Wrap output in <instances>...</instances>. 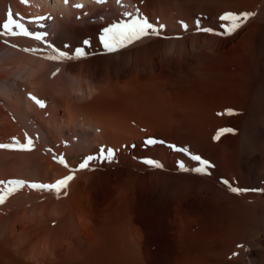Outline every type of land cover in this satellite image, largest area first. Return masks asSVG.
<instances>
[{"label":"bare ground","instance_id":"obj_1","mask_svg":"<svg viewBox=\"0 0 264 264\" xmlns=\"http://www.w3.org/2000/svg\"><path fill=\"white\" fill-rule=\"evenodd\" d=\"M9 13L44 39L4 35ZM228 13L253 15L230 35L196 31L223 33ZM138 17L164 27L108 52L104 29ZM25 134L31 151L0 149V194L26 182L0 204V264H264V0H0V144ZM101 148L114 161L59 196L27 186ZM192 155L206 174L179 169L200 167Z\"/></svg>","mask_w":264,"mask_h":264},{"label":"snow or ice","instance_id":"obj_2","mask_svg":"<svg viewBox=\"0 0 264 264\" xmlns=\"http://www.w3.org/2000/svg\"><path fill=\"white\" fill-rule=\"evenodd\" d=\"M23 2H26V0H23ZM94 3L102 4L105 2V0H93ZM119 3V0H117ZM65 4H68V0H64ZM76 8H82V4H76L74 5ZM125 15H130L129 13H125ZM252 13H244L241 15L228 13L225 15H222L220 17V20L229 22L230 26H226L223 33L214 32L213 29L207 28V27H201L200 21H196V31L198 32H205L210 33L213 35H230L232 32H234L236 29H238L241 26V22L247 20ZM46 17L39 16L35 17L32 20H30V23H38L40 20H44ZM41 27L43 25H40ZM163 25L159 26V29H157L153 24L149 23L148 20L144 17H138L133 18L130 22L127 23H120V24H113L111 27H108L104 29V35L101 37V41L104 44L105 49L108 52H115L119 48L126 47L128 44H131L135 41L140 40L142 37L147 35H159L160 30L163 29ZM182 27L187 30L188 25L182 23ZM4 29V35H23L26 37H30L36 40H43L46 33H33L29 31L23 24L16 22L13 20L11 13L8 15V22L3 25ZM85 44H88V41H84ZM50 46V45H49ZM25 51H30V49H25ZM53 55L48 56V59L51 60H65V59H79L86 55L83 48H78L75 51L74 56H69L67 53L63 51H57L56 49H53ZM56 73H53L55 75ZM29 99L32 100L39 108L44 109L46 108V104L43 100L38 99L36 96H33L29 94ZM215 139H219V135L215 137ZM25 140L26 143L21 144L19 141H17L15 138H13L12 144H0V149H8L13 151H31L34 147L33 139L31 137H28L27 134H25ZM165 141L157 140L154 138H149L145 141V144L148 146H153L156 144H165ZM169 147L173 148L176 151H183L185 153L188 152L186 148L184 149H178L174 145H169ZM115 157V151L111 148L107 149L105 151L104 148L100 149L99 156H88L86 157L82 163L79 164V166L76 169H70V175L63 177L62 179L57 180L54 184H39V183H30L27 186L34 190H44L49 192H55L57 196L61 193L62 190H66L69 182L72 181L75 178V172L88 169L90 171H94L95 169L89 168L90 161L92 160H100L103 162L112 163L114 161ZM56 159V157H54ZM191 159L194 161L199 162L200 167L194 168V169H188L185 168L183 163H180L178 165L179 169L182 171H194L199 174H206V169L211 167L208 161L203 160L198 155H192ZM58 162L63 165L64 167H68V164L65 162L63 157L58 158ZM148 166L154 167V168H162V165L154 161L152 159H146L143 161ZM5 183V182H0ZM7 188L3 190V194H0V204H3L8 196L14 194L17 192L20 188L25 186V181L23 180H12L8 181ZM226 185H228V181H224ZM229 191L233 194L240 195L244 191V189H239L236 187H232L229 185ZM65 191V195H66ZM242 247V246H241ZM233 255H237V253H233Z\"/></svg>","mask_w":264,"mask_h":264},{"label":"rangeland","instance_id":"obj_3","mask_svg":"<svg viewBox=\"0 0 264 264\" xmlns=\"http://www.w3.org/2000/svg\"><path fill=\"white\" fill-rule=\"evenodd\" d=\"M102 188H104V187H100L99 188V190H97V192L99 193H97L100 197H105V194L108 192V190L107 189H102ZM99 197V198H100Z\"/></svg>","mask_w":264,"mask_h":264}]
</instances>
